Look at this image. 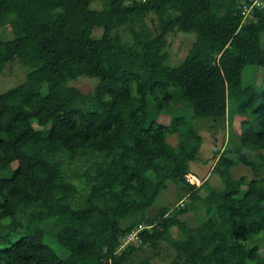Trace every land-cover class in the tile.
Listing matches in <instances>:
<instances>
[{
    "label": "trees",
    "instance_id": "1",
    "mask_svg": "<svg viewBox=\"0 0 264 264\" xmlns=\"http://www.w3.org/2000/svg\"><path fill=\"white\" fill-rule=\"evenodd\" d=\"M7 27L0 72L13 61L23 79L0 92V264H152L164 249L169 264H264V86L241 79L246 50L264 65V0H0ZM171 33L190 37L174 63ZM239 112L256 126L199 176L196 121ZM168 182L182 207L151 214Z\"/></svg>",
    "mask_w": 264,
    "mask_h": 264
},
{
    "label": "rangeland",
    "instance_id": "2",
    "mask_svg": "<svg viewBox=\"0 0 264 264\" xmlns=\"http://www.w3.org/2000/svg\"><path fill=\"white\" fill-rule=\"evenodd\" d=\"M252 3H257V0H249ZM43 13V14H42ZM37 13L36 19L38 21H41L43 19H48L46 12ZM55 17L62 16L61 13H56L54 15ZM151 16L147 15L144 18V21L149 23V18ZM212 29L214 32H216L219 36H221L224 39H227L231 35V31L227 29H221L220 27L212 26ZM0 32L3 33V35L6 38L10 37V33L7 28H3L2 31L0 29ZM260 42L264 46V32H260L259 35ZM190 40L189 36H185L178 33H171L168 36V46L166 47L167 51V60L170 63L177 62L178 58V51H181V48H184L185 43ZM244 59H245V65L242 69L241 73V79L244 83H250L255 88H260L264 86V65L262 66H256V61L258 59V52L255 49H248L244 53ZM23 68L19 66L16 62H7L3 69L0 72V92L6 90L9 87L14 86L15 84L19 83L23 79ZM73 84L80 87L83 90L88 89L91 86V79L89 78H77L74 81H72ZM197 122V130L196 133H198L201 137V146L199 149L198 154L201 157L202 161H196L192 163L193 170L198 173L199 176H205L207 172L209 171V166L211 164V159H207L206 157H209L211 154V151L214 147H222L225 145L226 140H229V137H231L232 143H236L237 140L235 139L236 136H242L245 128L247 126L255 127V120L251 114H245L242 112H239L235 114L232 119L231 123L229 124L227 119L223 121H219L218 123L214 124L213 121L204 118L199 119ZM186 144L191 145V140L187 139ZM249 156L253 159V151L248 150L247 151ZM205 160V161H204ZM254 161V160H253ZM13 167L15 168V163L13 164ZM230 173L233 177H239V176H245L247 179L253 177V173L251 172L250 168L241 164H237L230 168ZM259 177L264 178V164L258 171ZM184 178L189 183H194L195 185H198L200 183V179L194 175L186 174L184 175ZM208 181L212 185L220 186V178L214 174V173H208ZM177 188V187H176ZM175 186L173 183L168 182V186L165 190H162L160 195L154 200V202L151 205L150 213L154 214L156 210L160 207V205L167 203V205L171 206H181V203L185 201V198L183 197L179 199L178 201H175ZM174 200V201H173ZM177 204V205H176ZM177 218L181 220H185L187 224L189 225H195L198 223L200 218L192 213H182L177 215ZM177 229H174V234H176ZM247 240L248 244L251 245L255 243L256 237L254 234L247 233ZM167 250L164 249L163 251H160L157 255L154 256L152 259V264H169L171 262L170 257L167 256Z\"/></svg>",
    "mask_w": 264,
    "mask_h": 264
},
{
    "label": "built area",
    "instance_id": "3",
    "mask_svg": "<svg viewBox=\"0 0 264 264\" xmlns=\"http://www.w3.org/2000/svg\"><path fill=\"white\" fill-rule=\"evenodd\" d=\"M131 237H132L131 234L130 235H127L125 240H129V239H131Z\"/></svg>",
    "mask_w": 264,
    "mask_h": 264
}]
</instances>
